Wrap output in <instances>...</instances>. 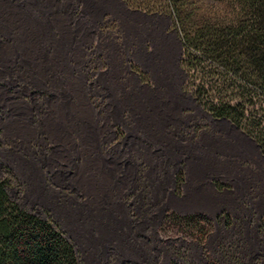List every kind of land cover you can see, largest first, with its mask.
I'll return each mask as SVG.
<instances>
[{
  "label": "crops",
  "instance_id": "1",
  "mask_svg": "<svg viewBox=\"0 0 264 264\" xmlns=\"http://www.w3.org/2000/svg\"><path fill=\"white\" fill-rule=\"evenodd\" d=\"M154 28L124 0H0V125L40 124L13 168L78 264H159L164 213L224 208L198 172L225 118L184 89L182 68L177 83L162 67L158 83L128 82L129 50L144 54L147 32L154 52Z\"/></svg>",
  "mask_w": 264,
  "mask_h": 264
},
{
  "label": "trees",
  "instance_id": "2",
  "mask_svg": "<svg viewBox=\"0 0 264 264\" xmlns=\"http://www.w3.org/2000/svg\"><path fill=\"white\" fill-rule=\"evenodd\" d=\"M124 1L132 9L171 17L182 46L184 89L211 116L225 118L253 135L264 155V0H220L223 8H240L239 18L230 24L209 23L198 16L197 6L212 7L218 0ZM182 177L179 170L177 192ZM8 179L0 178V264H78L72 244L52 218L10 197ZM221 216L228 225L225 212L215 219L201 212H171L162 223H175L201 239Z\"/></svg>",
  "mask_w": 264,
  "mask_h": 264
},
{
  "label": "rangeland",
  "instance_id": "3",
  "mask_svg": "<svg viewBox=\"0 0 264 264\" xmlns=\"http://www.w3.org/2000/svg\"><path fill=\"white\" fill-rule=\"evenodd\" d=\"M146 13L154 17L155 34L152 38L157 47L152 52L150 38L145 32L141 44L145 53L133 59L129 50L128 82L131 83L130 77L133 76L145 85L158 83L160 79L156 72L162 67L172 71V78L177 83L174 70L182 68L179 59L182 46L171 17L166 13ZM145 22L148 24L149 20ZM185 75L187 78L186 72ZM119 76L118 70L116 78ZM31 84L33 88L38 87L36 83ZM37 97L41 95L38 93ZM222 121L218 149H215L217 146H209L208 161L198 174L204 189H216L225 195L222 201L224 208L219 213H227L230 223L225 225L221 216L218 221H213L211 231L201 239L185 232L175 223H162L159 264H264V155L253 135L226 119ZM20 128V131L11 129L18 136H8L0 125V178H9L7 190L12 199L42 216L47 214V210L39 201L40 195H28L27 183L18 179L13 168L18 153L23 154L26 149H33L34 145L39 144L40 124H27ZM209 131L211 133V127ZM216 183L220 184L219 188ZM171 212L176 213H166ZM204 214L212 219L217 215Z\"/></svg>",
  "mask_w": 264,
  "mask_h": 264
},
{
  "label": "clouds",
  "instance_id": "4",
  "mask_svg": "<svg viewBox=\"0 0 264 264\" xmlns=\"http://www.w3.org/2000/svg\"><path fill=\"white\" fill-rule=\"evenodd\" d=\"M197 14L201 19L208 20L209 23H234L240 15V8H232L231 5L228 8L220 6V0L212 7H200L197 6Z\"/></svg>",
  "mask_w": 264,
  "mask_h": 264
}]
</instances>
